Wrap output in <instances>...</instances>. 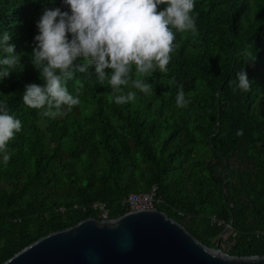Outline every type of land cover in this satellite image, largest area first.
<instances>
[{
	"label": "trees",
	"instance_id": "obj_1",
	"mask_svg": "<svg viewBox=\"0 0 264 264\" xmlns=\"http://www.w3.org/2000/svg\"><path fill=\"white\" fill-rule=\"evenodd\" d=\"M53 6L67 10L62 0H0V31L25 54L21 72L0 83V102L23 125L11 160L0 162V264L50 233L100 219L92 204L118 218L130 211L129 194L155 186V207L203 244L264 256V0H196L197 31L176 34L168 70L147 78L151 95L137 91L118 106L91 67L68 82L81 104L56 119L23 104L25 85H43L29 57L42 10ZM246 50L256 61L246 65L251 89L240 91ZM181 86L185 109L175 102Z\"/></svg>",
	"mask_w": 264,
	"mask_h": 264
},
{
	"label": "clouds",
	"instance_id": "obj_2",
	"mask_svg": "<svg viewBox=\"0 0 264 264\" xmlns=\"http://www.w3.org/2000/svg\"><path fill=\"white\" fill-rule=\"evenodd\" d=\"M48 3L54 5L55 0ZM62 3L66 11L55 6L42 10L29 59L43 85L27 84L23 93L24 106L51 119L81 104L82 93H71L68 82L76 73H89L91 67L95 68L96 83L110 89L118 106L134 102L137 91L151 95L152 84L147 78L168 70L176 34L197 31L196 0H62ZM12 40L10 32L0 31V83L21 72L18 67H24L25 54H18ZM244 55L246 59L236 80L240 91L251 89L246 65L256 61V53L253 56L246 50ZM175 102L179 109L187 108L191 102L182 86ZM22 127V121L0 102V162L5 165L11 160L8 145ZM242 134V130L237 133Z\"/></svg>",
	"mask_w": 264,
	"mask_h": 264
},
{
	"label": "water",
	"instance_id": "obj_3",
	"mask_svg": "<svg viewBox=\"0 0 264 264\" xmlns=\"http://www.w3.org/2000/svg\"><path fill=\"white\" fill-rule=\"evenodd\" d=\"M2 264H264V256L213 249L153 208L114 219L87 218L38 239Z\"/></svg>",
	"mask_w": 264,
	"mask_h": 264
},
{
	"label": "built area",
	"instance_id": "obj_4",
	"mask_svg": "<svg viewBox=\"0 0 264 264\" xmlns=\"http://www.w3.org/2000/svg\"><path fill=\"white\" fill-rule=\"evenodd\" d=\"M157 190L158 188L155 186L147 193H131L124 199L123 205L127 206L130 211L156 208L155 205L162 202L157 197ZM90 207L101 212V220L109 219V208L106 203L96 202ZM213 222H217L219 226L223 224V222L217 221L216 218H213Z\"/></svg>",
	"mask_w": 264,
	"mask_h": 264
}]
</instances>
